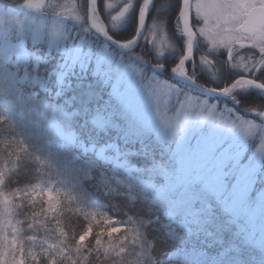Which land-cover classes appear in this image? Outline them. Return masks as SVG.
<instances>
[{
  "label": "snow or ice",
  "instance_id": "obj_1",
  "mask_svg": "<svg viewBox=\"0 0 264 264\" xmlns=\"http://www.w3.org/2000/svg\"><path fill=\"white\" fill-rule=\"evenodd\" d=\"M152 0H142L139 9L137 36L131 40H116L99 14V0H87L86 30L94 31L121 49H131L136 44L139 32ZM48 0H25V6L42 11ZM114 0H104V7H114ZM133 6L128 0L112 15L113 27L121 22ZM59 14H70L77 22L84 17L76 7L59 9ZM179 30L185 38V49L179 61L171 68L176 76L195 83L187 61L193 59L194 45L199 39L210 50H226L233 67L245 73L264 69V0H180L177 11ZM164 20H154L146 37L155 45L157 55H163L172 47L164 30ZM59 34V30H56ZM76 55L94 63L97 74H104L106 67L123 65V58L101 42L87 45L81 40L74 44ZM247 49V55L233 59L234 53ZM15 54L17 63L28 56L22 46L0 49V58L9 61ZM200 63L213 65L208 56H201ZM38 69V65L36 66ZM125 67H131L126 65ZM163 67V65H160ZM215 75V73H213ZM7 88L0 87V96L26 91L23 85L29 73L22 77L6 73L0 76ZM35 85L41 84L37 72L32 78ZM118 94L119 80L113 84ZM150 95L157 101L164 98V107L157 110V117L167 134L174 139L176 148L171 157L163 154L156 158L150 152L138 153L142 166L137 167L131 156L123 154L116 144L94 147L93 156L84 153L89 149L81 136L74 130H67L55 116L48 117L47 138L36 133L49 154L63 152L78 165L77 181L92 178L99 169V162L111 167L100 175V183L115 192L113 182L126 186L129 202H139L149 210H155L160 217L159 227L164 237L175 243L200 232H208V226L217 219V212L211 203L204 202V194L215 196L221 212L229 216H246L250 221L260 218L264 224V202L252 206L249 196L250 178L264 170V123L257 124L217 103L184 94L164 81L150 83ZM259 89L264 91V82L247 75L234 80L220 89H213L225 96H232L237 90ZM177 93L179 107L171 115L167 100ZM37 103L28 109L21 108L17 115L35 129L42 127L41 120L31 118L32 111L45 116L48 106ZM127 105L141 123L135 130L139 136H147L153 130L152 121L143 106L129 97ZM77 113H65L72 118ZM259 115L264 117V112ZM87 123L93 128L107 129L115 126L111 118L92 114ZM0 264H147L151 259L154 242L145 238L141 230L143 221L128 217L127 225L114 219L98 207L88 206L83 196L73 195L69 190L57 187L61 181L68 183L65 173L67 165L58 167L40 151L30 146L17 134V124L8 116L7 109L0 104ZM258 135L259 142L255 138ZM194 141V142H193ZM146 148V146H145ZM258 162L253 161V156ZM82 173V175H80ZM27 176L25 183L19 181ZM229 192L230 201L223 198ZM123 194V193H120ZM259 195V194H258ZM264 201V196H259ZM182 230V231H181ZM252 234L254 243L247 238L236 243L230 239L223 255L227 264H248L245 250L258 247L264 251V228L258 239ZM131 250V251H130ZM129 256L133 257L129 260ZM152 264H155L153 261Z\"/></svg>",
  "mask_w": 264,
  "mask_h": 264
},
{
  "label": "trees",
  "instance_id": "obj_2",
  "mask_svg": "<svg viewBox=\"0 0 264 264\" xmlns=\"http://www.w3.org/2000/svg\"><path fill=\"white\" fill-rule=\"evenodd\" d=\"M3 1V0H2ZM5 1V0H4ZM10 1V0H6ZM139 4V2H137ZM157 6H163L159 11L156 10ZM179 6V0H156V5L152 12L149 14L148 23L152 25L154 20H157L159 16L164 17L167 20V32L173 34V37L178 40L179 45H181V35L175 32L174 21L176 18V13ZM100 12L105 20L103 10H104V0H99ZM165 8V9H164ZM112 35L117 39H128L134 33V25L131 24L127 28L118 29L111 31ZM180 36V37H179ZM26 52L28 54L22 61L16 64L3 63L0 60V76L8 73L2 72L6 65L9 68L18 69L19 77H22L25 72L29 73V79L23 85V90H17L14 94H9L5 96H0V104H3L7 109L8 116L14 120L17 124V134L19 137L25 139L30 146L39 147L40 151L44 155L48 156L54 164L58 167L63 168L66 164L65 169L66 175L69 177V182L65 183L63 181L57 184V187H62L69 190L73 195L83 196L90 207H98L102 211L108 213L114 219L125 223L127 225L128 217L131 216L133 219L143 221L142 231L145 234V238L148 241L154 242V247L151 250V259L147 261V264H227L228 257L223 255L225 249L230 243V239L236 237V243H240L241 232H238V225L236 221H233L231 216L223 214L221 212L220 206L217 201L210 195L204 194V202L211 203L217 212V219L214 223L208 226V232H200L193 236L185 237L183 242L177 241L175 243L167 240L163 235V230L159 227L160 217L156 214L155 210H149L143 204L139 202H129L126 192V186H120L113 182V188L116 189L115 192L111 191L109 188L103 186L100 183V175L105 170V168L111 167L105 164V162H99V169L93 173L92 178L83 181V186L77 181V168L78 165L71 162V158L65 155L63 152L53 151L49 154L48 149L43 146L42 141L37 139L36 133H39L42 137L47 138L48 135H54V133H49L46 128V121L50 113L52 112L53 103L60 104L63 109H56V113L59 114L60 120L63 123L65 129H74L82 139L84 136H96L99 141L107 144H116L120 147L123 154L132 157L133 162L137 163V167L142 166L138 162L140 157L136 154L148 151L156 158H160L162 155V148L155 144L153 139L149 136H139L135 133H130L127 131L122 108L118 106L115 101L110 98L111 107V119L115 122V126L107 128V131H99L97 128L91 129V125L87 123L88 117L93 114L91 109H96L97 101L92 100L93 103H89L90 98L85 92H78L76 97L70 99V104L66 103L63 98L49 99L46 97L40 88V85H35L32 83V78L36 76L37 72L39 77L41 75H51L53 78L56 72H58V65H51V61L58 59L60 57V52L56 50H48L45 42H32L30 40L26 41L25 44ZM176 62L173 58H166L165 63L173 65ZM38 65V69L37 66ZM147 69L150 70L149 66ZM205 73L199 75L200 81L204 80ZM173 82H177L174 79L169 78ZM3 81L2 79H0ZM92 83V85L83 86L90 88L95 92L98 98L105 95L104 91L107 88L101 83L95 82L93 79L84 77L79 80L80 85H86ZM183 88L191 90L197 94L204 95L202 92L187 86L183 83H179ZM214 85H217L216 83ZM0 87L7 88V84L0 82ZM71 90L70 92H72ZM107 93V92H106ZM108 95V93H107ZM36 97L40 100L39 104L47 105L48 109L45 116L41 117L36 111H32L31 118L33 120H41L42 127L40 129H35L34 125L26 123L21 119L17 112L21 108L28 109L30 105L34 106L37 101ZM105 98V97H104ZM210 99H215L210 97ZM242 108L245 107H256L262 105L264 100L260 95L253 91L237 95ZM219 102L224 101L218 99ZM101 102V101H100ZM227 104L233 106L237 112L241 114L242 110L239 107H235L231 102L226 101ZM63 104V105H62ZM102 105L107 107V103L103 102ZM71 113H77V115L72 118H63L65 110ZM113 111V112H112ZM85 112H88L87 119L84 118ZM124 125V126H123ZM4 133H0L3 135ZM146 146V148H145ZM79 153L85 156H93L92 152L84 153L81 148ZM163 157L168 158V153L164 151ZM82 175V173H80ZM28 179L27 176L20 179V183L23 184ZM123 193V194H120ZM182 231V230H181ZM131 251V250H130ZM245 256L248 260V264H264V256L262 252L256 247H249L245 250ZM133 257L129 256V260Z\"/></svg>",
  "mask_w": 264,
  "mask_h": 264
},
{
  "label": "rangeland",
  "instance_id": "obj_3",
  "mask_svg": "<svg viewBox=\"0 0 264 264\" xmlns=\"http://www.w3.org/2000/svg\"><path fill=\"white\" fill-rule=\"evenodd\" d=\"M59 9L60 7L55 8L54 5H47V10L49 13L53 15H59L61 17H48L43 13L23 14V12H21L20 9L16 7V5L10 4L5 6V4L0 1V49H7L9 46L19 45L22 46L26 52L25 44L27 40H30L34 43L45 42L48 50L59 51L62 58L59 61H51V65H58L60 68L58 75L54 79L55 87L53 88L51 86L52 79L49 76H47L42 81L41 87L51 91L61 98H64L65 96L71 94V89L75 87L77 88L79 86V83L76 80L77 77H87L93 79L94 81L102 80L105 86L110 87L111 93L119 101L123 109H125V111L128 113L130 118L133 120V123L136 124L133 129H139L141 127V123L139 119L133 115L132 111L127 105V100L129 97L135 98V100H137L147 112L148 119L152 121L153 125V130L150 132V134H153V136L159 141L171 146L172 153H174L176 148L175 140L169 138L167 133L170 130H165L157 117V110L164 107V98L161 97V99L157 101L154 96L149 94L150 83L156 81L167 82L173 86V88L178 89V94L181 98L184 94L195 97L198 96L191 94L188 90H183L182 87L162 78L157 74L149 73L147 76H145L141 71L142 68L138 65L140 59L136 58L134 54V57H132L123 56L122 54L116 53L118 58H123V65L113 64L110 67H106L104 74H97L94 63L89 64L86 58L82 56L78 57L74 47V44H78L81 40H83L85 41L87 48L88 44L92 42H98L97 39L90 32H88V30H86L87 28L82 22L81 24L75 23V20L71 18L70 14H59ZM79 14L83 16L82 12H79ZM175 28L177 33H181L179 30L178 20H175ZM56 30H59V34H57ZM183 40L185 45L184 37ZM200 43L202 47L206 48L207 45L204 42L200 41ZM104 44L109 47L107 43ZM207 49L210 52L214 51L210 50L208 46ZM113 51H115V49ZM155 52L157 54V50ZM176 53L177 52H174L172 54L176 55ZM220 53L224 55V52H218V54ZM238 55H244V51L238 52ZM23 59L24 58H22L20 61ZM0 60H2L3 63H17L15 54H13L11 59L7 62H5L2 58H0ZM135 60H137V62H135ZM126 65L131 67H125ZM196 67L197 66L195 62L192 61L189 68L190 74H198ZM233 69L238 70L239 68L232 67L231 70ZM5 70H8V73L18 74V69L9 68V65H6L2 72L5 73ZM117 80H119L118 94L113 92L112 87L113 84L117 82ZM0 82L5 84L4 81L0 80ZM249 90L250 89L237 90L234 93L239 95L247 93ZM207 100L210 103H217L218 107L221 109H227L233 113L239 114L226 103L219 104L217 101H210L212 99ZM178 107L179 104L177 102V93L174 92L173 95L167 100V108L170 112L168 115H171V112H175ZM260 112L261 110L257 112L256 118L254 117L245 119L252 120L257 124H262L264 122L259 120ZM255 140L257 143L259 142L258 135ZM94 147V143L88 146L89 149ZM253 161L258 162V157L254 155ZM206 194L211 195L216 200L215 196H213L211 193L206 192ZM249 196L252 206H259L262 202H264L259 198V196H264V170L259 171L255 178H250ZM223 198L230 201V193L226 191L223 194ZM235 217L241 219L242 221V227L240 231L243 233L244 237L248 239L250 244L254 243L252 234L255 233V239H258L262 228H264V224H261L260 218L257 217V219L250 221L248 217L243 215ZM256 248L259 249L258 247ZM262 252L264 253V251Z\"/></svg>",
  "mask_w": 264,
  "mask_h": 264
},
{
  "label": "water",
  "instance_id": "obj_4",
  "mask_svg": "<svg viewBox=\"0 0 264 264\" xmlns=\"http://www.w3.org/2000/svg\"><path fill=\"white\" fill-rule=\"evenodd\" d=\"M153 1H154V0H152V4H153ZM152 4L150 5L149 10H150V8L152 7ZM20 7L25 8L26 10H29V11H36V10H33V9L29 8V7H26V6H25V2L22 3V4H20ZM149 10H148V11H149ZM138 17H139V15H138ZM145 20H146V19H145ZM138 24H139V20H138ZM138 24H137V28H138ZM143 29H144V28H143ZM143 29L139 32V35H138V39H137V41H136V44L133 45L131 49H128V50L121 49V48H118L117 45H116V44H113L111 41H108V42L111 43L114 47H116V48H118V49H120V50H122V51H124V52H128V51H130V50H133V49L138 45V42H139V40H140V38H141V36H142V34H143ZM96 34H97V33H96ZM97 35H99V34H97ZM110 35H111V34H110ZM99 36H100V35H99ZM136 36H137V33H136L135 37H136ZM100 37L103 38L102 36H100ZM103 39H104V38H103ZM116 40H117V39H116ZM195 47H197V41H196V43H195V45H194V50H195ZM153 67H154L155 69H159V70H162V69L164 68V67H160L159 65H153ZM170 74H171L172 76L176 77L177 79L183 81V82H186V83H188V84H190V85H193V86L199 88L200 90H203L204 92H207V93H210V94H213V95H217V96L226 97L225 95H222V94H220V93L217 92V91H213V88L207 87V86H205V84H204V85H203V84H202V85L199 84L196 80H195L196 82L193 83L192 81L185 80V79H183V78H180V77L176 76V75L173 74L171 71H170ZM263 118H264V117H263Z\"/></svg>",
  "mask_w": 264,
  "mask_h": 264
},
{
  "label": "flooded vegetation",
  "instance_id": "obj_5",
  "mask_svg": "<svg viewBox=\"0 0 264 264\" xmlns=\"http://www.w3.org/2000/svg\"><path fill=\"white\" fill-rule=\"evenodd\" d=\"M244 54L247 55L248 52H244ZM226 60H228L227 52H226L225 60H223V59L221 60L222 63H223L224 65L226 64ZM246 75H247L248 77H252V78H255V79L259 80V81L264 82V69H261V70L258 71V72H249V73H247ZM246 75H245V76H246ZM227 82H228V81H227Z\"/></svg>",
  "mask_w": 264,
  "mask_h": 264
}]
</instances>
